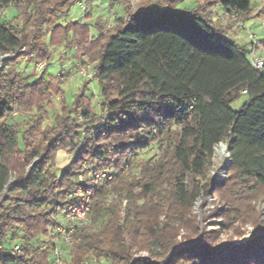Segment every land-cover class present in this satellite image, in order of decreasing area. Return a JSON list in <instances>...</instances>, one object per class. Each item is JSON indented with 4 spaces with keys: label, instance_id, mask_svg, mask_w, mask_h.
Instances as JSON below:
<instances>
[{
    "label": "trees",
    "instance_id": "1",
    "mask_svg": "<svg viewBox=\"0 0 264 264\" xmlns=\"http://www.w3.org/2000/svg\"><path fill=\"white\" fill-rule=\"evenodd\" d=\"M80 1L87 11L89 0ZM135 1L120 0L124 17L91 38L85 25L60 24L71 0H0V11L15 4L22 16L18 31L0 18V55L27 50L7 63L28 55L48 64L50 49L64 45L74 51L73 70L82 77L88 66L91 76L74 104L67 107L62 98L53 125L43 127V102L61 92L43 77L46 68L34 80L17 67L0 70V264H53V244L38 238L46 240L48 228L75 204L67 194L92 187L94 176L109 168L116 175L97 185L89 225L73 232L65 264H264V227L257 225L253 205L264 197V76L202 5L178 13L174 5L180 0ZM219 3L237 16L251 7L250 0ZM94 80L100 100L92 109L86 92ZM242 95L247 101L233 110ZM16 109L29 117L8 123ZM220 143L228 161L214 190L221 207L212 215L223 230L235 224L256 230L248 242L230 248L215 246L220 232H205L195 242L192 211L210 195L204 180ZM152 144L158 155L134 162ZM60 151L73 158L58 173ZM80 174L84 182L77 181ZM13 243L19 254H11ZM141 251L147 256L133 258Z\"/></svg>",
    "mask_w": 264,
    "mask_h": 264
},
{
    "label": "rangeland",
    "instance_id": "2",
    "mask_svg": "<svg viewBox=\"0 0 264 264\" xmlns=\"http://www.w3.org/2000/svg\"><path fill=\"white\" fill-rule=\"evenodd\" d=\"M76 1L78 0H71L73 5L70 7L68 14L60 20V24L65 25L77 23L85 25L89 30V35L91 38L98 37L99 27L105 25L111 26L116 20L123 18L125 15L124 6L120 0H89L86 5L87 11H85L86 13L84 12L88 15V17H84L82 10L76 5ZM250 2L251 7L248 13L238 16L236 14H231L224 11L220 6L219 0H180L175 3L174 10L178 13L194 12L202 5V11L204 12V15L210 20H213L215 26L223 31L227 39H236L235 43L245 47L249 53L248 56L253 53L255 57L264 59V0H250ZM207 3H209V5L204 7ZM136 4L137 2L133 0V5ZM14 6L15 4H12L6 8H2L0 11V18L4 24L11 26L13 29L18 31L22 26V16L17 13L18 10ZM208 6L210 8L209 10ZM50 29L51 26L49 27V30ZM237 32L238 34H236ZM46 37L47 35L45 33L44 40H46ZM50 52L51 58L48 64L44 63V61L41 63H35L33 60H30L28 55H25L24 58L21 59L17 58L12 63H7L18 56V54L27 53V50L24 51V49H21L19 52H17V54L12 56L0 55V70H3L6 65L7 68L10 69L17 67L19 70L25 71L24 75H32L33 73L34 77L32 80H34L36 76L40 75V71L37 70L36 65L43 64L45 66L43 69L46 68L43 77L49 80L55 89L57 88L61 91L59 94L52 92L43 102V109L47 110V120H45L46 118L44 119L43 127L45 125H53V119L55 115L59 114L61 111L60 102L62 98L65 106L70 107L74 104L75 98L80 94V91L86 81L85 77H80L75 72V69L73 70L75 56L73 50L65 49L64 45H59L51 48ZM88 90L89 91L86 92V97L90 100L91 108L95 109L98 101L100 100L98 83L95 80L92 81L88 85ZM246 101L247 97L242 95L231 105V108L235 111H238ZM82 103L89 105L88 100H82ZM14 112L15 115L9 118L7 121L8 123L21 124L29 117L24 112H20L17 109L14 110ZM33 114H36L35 111H33ZM221 148H223V150ZM224 148L226 150V145L224 143H220L215 146L213 156L209 161L206 171V179L204 180V182L206 181L211 185L210 195L199 199L194 204L192 211L196 216L198 228V238L195 242L199 243L204 237L205 232H220L219 239L215 242V246L230 248L229 245L235 246L248 242L255 235L256 230L254 229L253 225L250 224H235L232 228L223 230L222 220L216 219L212 215L216 209L221 207V204L216 198L214 190L215 187L220 182H223L226 177V164L228 161V156L225 153ZM157 155V145L152 144L146 150L137 152L133 156V159L134 162L139 163L146 160H152ZM57 157L58 162L56 161ZM72 158L73 155L67 152L60 151L57 153L55 158V166L60 169L58 173H60L61 169L66 168L71 163ZM36 159L33 161L32 165L35 164ZM110 169L112 168L104 169L102 171ZM126 170V167L123 168V172H126ZM81 171H87L85 164L81 165ZM133 173L136 174L137 170H134ZM11 179L14 180L13 177H11ZM84 180L85 177L83 174H80L77 178L78 182H84ZM192 185L193 183L188 181L187 188L191 189ZM109 199H111V197H109ZM253 205L255 207V211L257 212L256 223L257 225L264 227V197L259 198V200ZM56 221L59 223L62 222L61 218L59 217L56 219ZM182 234L183 233H180V235ZM179 240L180 236L178 237V241ZM37 241L46 242L50 240L49 238L45 240L44 238L40 237ZM143 256H147V253L141 251L135 253L133 258ZM98 264L107 263L101 260Z\"/></svg>",
    "mask_w": 264,
    "mask_h": 264
},
{
    "label": "built area",
    "instance_id": "3",
    "mask_svg": "<svg viewBox=\"0 0 264 264\" xmlns=\"http://www.w3.org/2000/svg\"><path fill=\"white\" fill-rule=\"evenodd\" d=\"M76 5L83 13L85 12V4L83 1L78 0ZM249 63L255 71L264 76V59L257 58L251 53L249 56ZM36 67L37 70L41 72L45 66L43 64H37ZM80 75L86 79L91 78L88 66H85L80 70ZM242 93L245 94V91ZM13 115H15V112H13ZM115 175L116 173L113 169L101 171L94 176L92 187L85 188L83 186H78L72 194H67V197L69 198H76L75 204L63 215L61 223L56 226H51L47 230L48 238L53 244V264L66 263L68 258V248L71 245L73 232L77 228H85L89 225V213L97 185L106 184L112 181ZM19 253L20 246L17 243H13L11 246V254L15 255ZM85 264L94 263L86 262Z\"/></svg>",
    "mask_w": 264,
    "mask_h": 264
},
{
    "label": "water",
    "instance_id": "4",
    "mask_svg": "<svg viewBox=\"0 0 264 264\" xmlns=\"http://www.w3.org/2000/svg\"><path fill=\"white\" fill-rule=\"evenodd\" d=\"M224 150H225V148H224ZM225 153H226V154L228 153L227 149L225 150ZM29 169H30V167L27 169V172L29 171ZM13 183H14V180L9 179V181H8V186H10V185L13 184Z\"/></svg>",
    "mask_w": 264,
    "mask_h": 264
},
{
    "label": "crops",
    "instance_id": "5",
    "mask_svg": "<svg viewBox=\"0 0 264 264\" xmlns=\"http://www.w3.org/2000/svg\"><path fill=\"white\" fill-rule=\"evenodd\" d=\"M219 16H220V14H219ZM235 29H236V28H235ZM236 34H238V32H237ZM230 40H232L233 42H235L236 39L233 38V39H230ZM236 44H237V43H236ZM237 45H238V44H237ZM239 46H240V45H239ZM56 161L58 162V157H57V160H56Z\"/></svg>",
    "mask_w": 264,
    "mask_h": 264
},
{
    "label": "bare ground",
    "instance_id": "6",
    "mask_svg": "<svg viewBox=\"0 0 264 264\" xmlns=\"http://www.w3.org/2000/svg\"><path fill=\"white\" fill-rule=\"evenodd\" d=\"M223 150V148H221Z\"/></svg>",
    "mask_w": 264,
    "mask_h": 264
}]
</instances>
